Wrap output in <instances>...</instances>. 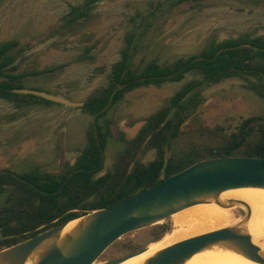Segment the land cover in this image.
Segmentation results:
<instances>
[{"label":"rangeland","instance_id":"obj_1","mask_svg":"<svg viewBox=\"0 0 264 264\" xmlns=\"http://www.w3.org/2000/svg\"><path fill=\"white\" fill-rule=\"evenodd\" d=\"M73 8L79 10L73 12ZM78 13L82 15L77 16ZM129 35L134 70L139 71L150 61L169 66L178 58L198 55L211 44L224 40L244 36L264 38V0H96L94 3L5 0L0 8V45L7 41L19 43L12 54H23L43 41H53L24 61L27 64L23 70L42 74L25 79L23 85L63 94L73 102H83L107 87L111 67L120 59ZM195 79H198L196 74H186L180 82L135 89L110 108L102 119L110 123V137L103 153L101 173L113 171L117 164L130 169L133 162L147 164L154 160L155 150L142 144L121 158L125 149L122 138H133L147 118L165 108L167 100L184 83ZM201 95V104L181 126L178 137L171 141L165 160L171 157L174 163H180L183 159L223 154L232 135L241 130L245 139L237 138L235 142L238 156L252 154L262 137L264 145L261 126L264 120L241 129L246 119H264V102L245 88L242 80L236 77L223 80L202 88ZM15 107L14 103L0 99V169L15 174L35 170L42 174L62 173L67 160L57 166L61 158L57 165L33 168L32 157L48 148V132L44 119L37 115L28 116L15 127L5 126L15 116ZM65 107L70 117H60L58 124L66 121L79 137L70 141L71 132H64L66 129L59 134L64 132V144L81 147L85 142L82 126L87 120L90 125L92 117L82 116L75 107ZM244 215L242 209L234 210L235 218ZM171 229L168 217L159 224L129 232L111 244L95 262L102 264L135 253Z\"/></svg>","mask_w":264,"mask_h":264},{"label":"trees","instance_id":"obj_2","mask_svg":"<svg viewBox=\"0 0 264 264\" xmlns=\"http://www.w3.org/2000/svg\"><path fill=\"white\" fill-rule=\"evenodd\" d=\"M89 1L94 3L96 0ZM78 10L73 8L72 11ZM81 15L82 13L77 14ZM18 44L17 41H7L0 45V70L13 59L2 60L1 56L12 51ZM131 49L132 41H127L120 53V60L111 67L107 87L88 96L78 108L84 114L96 117L87 127L85 146L79 151L73 164H67L61 174L47 175L45 179L41 178L37 170L17 174L25 181L8 175L11 202L10 245L17 242L18 237H14L16 233L21 237L29 233L35 235V232L31 233L32 229H38L39 233L95 210L111 207L202 160L183 159L180 163H174L171 157L166 160L164 158L171 141L178 137L181 126L201 104L202 88L236 77L243 81L245 88L255 92L264 102V38L261 36H244L211 44L200 54L178 58L169 66L150 61L139 71L132 68ZM193 73L198 79L184 83L167 100L166 107L147 118L135 139L128 142L130 148L143 144L146 149H154L155 160L148 164L133 162L130 169L121 168L117 164L113 171L101 173L104 168L101 160L110 137L109 122H102L107 109L135 89L164 82H180L186 74ZM1 76L3 75L0 74ZM14 80L5 76L0 82V99L17 103H53L35 95L13 93L12 89L22 88ZM263 120L258 117L246 119L241 129L248 128L254 121ZM261 126L264 132V124ZM232 136L224 147L223 154L211 157L236 156L238 143L235 142L237 138L244 140L245 135L241 130ZM262 144L263 137L249 156L264 157ZM128 153L127 149L125 155ZM72 171L75 172L63 184Z\"/></svg>","mask_w":264,"mask_h":264},{"label":"water","instance_id":"obj_3","mask_svg":"<svg viewBox=\"0 0 264 264\" xmlns=\"http://www.w3.org/2000/svg\"><path fill=\"white\" fill-rule=\"evenodd\" d=\"M4 3L5 0H0V8ZM51 42L53 41H43L25 51L11 65L24 62L45 49ZM11 91L17 94L35 95L69 107L83 105V102H73L60 94L37 89L21 88ZM95 117L96 115L93 116V122ZM103 161L104 157L101 165ZM74 172L67 176L63 184ZM241 187L264 188V157L218 156L196 161L111 207L78 217L91 215L78 235L72 237L63 246L53 245L37 264H92L121 236L159 224L157 223L159 220H165L173 213L198 203L199 198ZM68 222L43 230L33 237L1 250L5 252L3 260L7 264H24L29 253L39 244L47 239L57 241L61 230ZM227 239L239 240L251 247L253 251L250 256L264 263V260L256 254L257 247L251 243L249 236L224 228L176 243L161 251L147 264H180L205 246ZM145 248L146 246L135 253L109 260L105 264H117L143 252Z\"/></svg>","mask_w":264,"mask_h":264},{"label":"bare ground","instance_id":"obj_4","mask_svg":"<svg viewBox=\"0 0 264 264\" xmlns=\"http://www.w3.org/2000/svg\"><path fill=\"white\" fill-rule=\"evenodd\" d=\"M198 201L169 217L172 229L161 239L149 243L143 252L117 264H147L161 251L176 243L224 228L249 236L251 243L257 247L256 254L264 260V188L228 189L204 196ZM237 208L245 212L242 218L234 217V210ZM90 218L91 215H87L68 222L57 241L47 239L39 244L29 253L24 264H37L53 245H65L81 232ZM163 221L159 220L157 223ZM252 251L251 247L239 240H221L205 246L180 264H264L250 256ZM4 253L0 252V264H7L3 260Z\"/></svg>","mask_w":264,"mask_h":264},{"label":"crops","instance_id":"obj_5","mask_svg":"<svg viewBox=\"0 0 264 264\" xmlns=\"http://www.w3.org/2000/svg\"><path fill=\"white\" fill-rule=\"evenodd\" d=\"M52 94H59V93H52ZM60 95L64 96L63 94H60ZM65 106L66 105L55 103V102L51 104L27 103L25 105L16 106L15 116L14 115L11 116L7 124H4L5 126L7 125V127L9 128L15 127L19 122L26 120L27 117L30 115L41 116L44 119V128H46V132H48L47 133L48 135L46 134L48 136V139H46V141H48L49 145H48V148L45 149L46 150L45 152H43L40 155H37V156L35 155L34 157H32V164L34 166L33 167L34 169H37L43 166L46 167L50 165H57V161H59L60 158L61 159L57 166H59L62 160H67L65 161L66 162L65 164L72 165L76 156L79 154V151L85 146L86 130L89 125L88 120L82 126V133L85 139L84 144H81L83 146L80 147V146H72L70 144H64L66 142H65V139H63L62 135L66 131L67 133L68 131L71 132V133L69 132L71 136L70 141H72L73 137L75 138L79 137L75 128H73V126L66 125L67 123L66 121H63L64 124H58V119L60 117H65V116L70 117L68 115V111ZM75 108H77L76 111L80 113L82 116L87 115V114H84L80 109H78L79 107H75ZM62 129H66V130L63 132V134H59V131H63ZM74 153L76 154L74 155Z\"/></svg>","mask_w":264,"mask_h":264},{"label":"flooded vegetation","instance_id":"obj_6","mask_svg":"<svg viewBox=\"0 0 264 264\" xmlns=\"http://www.w3.org/2000/svg\"><path fill=\"white\" fill-rule=\"evenodd\" d=\"M185 1H189V0H180V2H185ZM126 41H132V36L131 35L127 36ZM12 51H10L9 53H7L6 55L1 56L2 60H6L8 58H13V59L11 61H9V63L6 64L0 70V74L3 75V76L0 77L1 78L0 82L5 79V76H7V77H10V78L15 79L13 82H15V83H17L19 85H22V88L32 89V87H26V86H24L23 85V81L25 79H27V78L32 77V76L41 75L42 72H39V73H37V72H31V73H29L28 71L23 70L22 68H23V66H25L27 64V62L26 63L25 62H22V63L19 62L16 65H11L22 54L21 52H18L16 54H12ZM12 103H14L16 106H21V105H25V104H27L29 102H27V103L12 102ZM108 110L109 109H107V111ZM92 119H93V117H92ZM105 121H107V120H105ZM145 122H146V120L144 121V123ZM144 123H143V125H144ZM109 126H110V123H109ZM140 128H139V130H140ZM139 130L137 131V133L139 132ZM137 133L135 134V136L133 138H130V139H124V138H122V141H124V143H125V149H124L123 153L121 154V156H123V157L125 156V151L127 149L130 152V149H132V148H130V145L128 144V142L134 140L135 137H136V135H137ZM3 169H5V168H1L0 169V251L3 250V249L8 248L10 246H12V245H10V240H11V235H10V209H11V202H10V185H9L8 175H12L14 177H18L20 180L25 181L22 178H20L17 174L11 173L9 171H5ZM40 175H41V178L45 179V178H47L46 177L47 175H55V174H50V173H43L42 174V173H40ZM29 185L35 187L31 183H29ZM37 231H38V229H34V230L32 229L31 230V233L32 232H35V235H36V234H38ZM29 234L27 236H25V237H21V235L19 233L14 234V237H18V240H17V242L15 244L19 243L18 242L19 239H20V241H23V240H26V239H28L30 237L35 236V235H29Z\"/></svg>","mask_w":264,"mask_h":264}]
</instances>
